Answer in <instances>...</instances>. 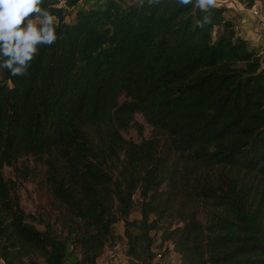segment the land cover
Returning <instances> with one entry per match:
<instances>
[{
  "label": "trees",
  "instance_id": "trees-1",
  "mask_svg": "<svg viewBox=\"0 0 264 264\" xmlns=\"http://www.w3.org/2000/svg\"><path fill=\"white\" fill-rule=\"evenodd\" d=\"M80 1L0 0L2 263L69 264L71 246L98 264L123 222L132 264H156L158 233L180 264H264L263 49L223 1L107 0L68 21ZM138 114L164 144L123 136ZM24 156L46 161L58 226L3 174Z\"/></svg>",
  "mask_w": 264,
  "mask_h": 264
},
{
  "label": "rangeland",
  "instance_id": "rangeland-1",
  "mask_svg": "<svg viewBox=\"0 0 264 264\" xmlns=\"http://www.w3.org/2000/svg\"><path fill=\"white\" fill-rule=\"evenodd\" d=\"M107 0H81L76 6L70 9V15L68 16V21H73L78 10H86L88 8L103 6V4ZM124 4L135 3L138 0H119ZM262 1V0H261ZM258 0L256 3L259 4L261 2ZM228 18H232V16H228ZM235 19V18H234ZM54 20V19H51ZM44 20L41 19H33L29 20L25 30L29 33L35 32L37 30V25ZM249 42V41H248ZM250 47H254L252 42H249ZM255 48V47H254ZM261 48L264 49V46L261 45ZM2 79V73L0 68V80ZM136 120L139 124L143 126V134L142 136L139 134L138 129L136 127L128 128L123 131V136L134 142H141V140L149 139L151 137H156L161 143H165V138L156 130H154L145 120L144 118L138 114L136 116ZM165 147V146H163ZM166 148V147H165ZM46 161L44 158L33 157V156H24L20 158L14 165L5 166L3 170V174L6 179L11 180L15 184V189L20 197V203L22 208L29 213H36L39 215H44L49 218L50 221L56 226H58L57 220V210L54 208L55 204L53 203V199L48 192L47 183H46ZM137 199V204L130 215V219H139L141 218L140 209H139V194L135 195ZM199 217L202 222H206L207 216V208H200ZM175 225L178 224V220H174ZM42 228V227H40ZM123 231L124 234V224L123 222H118L113 226L114 233H118V231ZM125 237V236H124ZM155 237V235H154ZM126 239V237H125ZM167 244L173 245L171 241H168ZM154 248L158 250V252L162 253V257L157 262V264H180L179 256L173 257L171 255V251L168 250L169 245H167L166 249H163V244H155ZM164 250V251H163ZM174 245H173V249ZM79 257L78 248H73L69 246V264H73L74 261ZM42 264L44 262L39 260ZM0 264L2 261L0 260Z\"/></svg>",
  "mask_w": 264,
  "mask_h": 264
},
{
  "label": "crops",
  "instance_id": "crops-1",
  "mask_svg": "<svg viewBox=\"0 0 264 264\" xmlns=\"http://www.w3.org/2000/svg\"><path fill=\"white\" fill-rule=\"evenodd\" d=\"M204 4L210 3L215 4L217 3L216 0H201ZM228 6L227 10L225 11V16L227 19L231 20L237 27V30L241 36H243L247 41L252 42L255 48H261V45L264 46V38H261L259 41L255 40V36L253 35L254 31L258 28V21L254 18L248 9L244 8L240 4V0H223ZM228 16H232V18H228ZM235 18V19H234ZM248 42V43H249ZM253 47V48H254ZM263 49V48H262ZM264 54V49H263ZM114 242L112 244L108 243L105 247L103 253L98 259V264H108L107 253L112 249H116L118 253L117 264H132V260L126 254V239L124 237L123 231L119 230L118 233H114ZM173 245H169L168 250L171 251V255L173 257L180 255L175 251L172 250ZM164 251V250H163ZM159 260H156L155 263L157 264Z\"/></svg>",
  "mask_w": 264,
  "mask_h": 264
},
{
  "label": "built area",
  "instance_id": "built-area-1",
  "mask_svg": "<svg viewBox=\"0 0 264 264\" xmlns=\"http://www.w3.org/2000/svg\"><path fill=\"white\" fill-rule=\"evenodd\" d=\"M223 0H216V2L220 3ZM240 4L249 10V12L251 13V15L257 19L258 21V28L254 31L253 35L256 37L255 40L259 41L261 38H264V0L261 1L259 4L255 3L254 5H252L251 7L246 6L244 3L240 2ZM155 239V244L159 245V244H163V249L165 250L167 245V242L162 243L161 240V234L158 233ZM155 246V245H154ZM154 251L156 252V256L154 258V262L156 260H160V258L162 257V253L158 252L157 249L154 248ZM107 258H108V264H117V258H118V253L116 249H110L107 253Z\"/></svg>",
  "mask_w": 264,
  "mask_h": 264
}]
</instances>
